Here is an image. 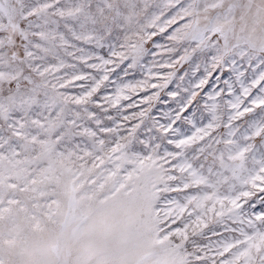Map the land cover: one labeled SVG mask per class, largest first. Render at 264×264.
Listing matches in <instances>:
<instances>
[{
  "label": "snow or ice",
  "instance_id": "snow-or-ice-1",
  "mask_svg": "<svg viewBox=\"0 0 264 264\" xmlns=\"http://www.w3.org/2000/svg\"><path fill=\"white\" fill-rule=\"evenodd\" d=\"M0 264H264V0H0Z\"/></svg>",
  "mask_w": 264,
  "mask_h": 264
}]
</instances>
